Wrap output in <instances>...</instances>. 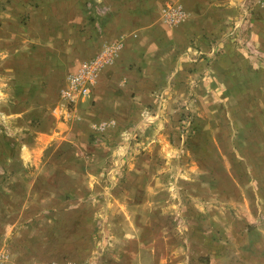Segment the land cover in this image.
Instances as JSON below:
<instances>
[{"label":"crops","instance_id":"1","mask_svg":"<svg viewBox=\"0 0 264 264\" xmlns=\"http://www.w3.org/2000/svg\"><path fill=\"white\" fill-rule=\"evenodd\" d=\"M247 1L0 0V162L11 168L41 167L36 175L17 173L21 168H12L15 171L9 180L18 184L0 192L6 203L0 206V213L14 215L6 226L0 225V233L8 242L7 247L2 245L5 264H100L105 260L116 264L118 260L107 257L106 251L120 240L126 247L141 246L138 253L145 251V264H180L175 225L153 223L146 215L148 219L141 227L131 222L132 227H127L126 221L123 227L110 223L118 205L123 206L124 213L127 208L131 213L127 200L131 190L122 193L105 188L98 166L114 162L109 163L112 159L106 157L114 149L131 148L129 136L145 134L141 121L146 113L158 119L156 125L163 129L157 132L163 134L171 132L169 128L181 132V121L175 120L173 127L167 121L183 116L195 118L189 126L194 127L195 134L215 133L212 119L219 110L213 108L212 85L229 86L230 82L224 73L212 77L214 65L191 61V37L206 30L223 38L225 54L221 59L231 69H238L229 64L234 61L229 55L234 53L236 41L237 52L250 67L264 68V7H256L252 0L247 10L254 6L255 13L247 19ZM169 3L181 4L186 16L168 23L163 7ZM256 4L261 6L260 1ZM114 42L121 44L120 49L111 64L98 73L91 98L68 103L64 93L67 74ZM216 98L219 102L221 94ZM100 125L102 133L113 136L108 145L121 137L124 141L111 148L100 146V138L93 137ZM203 144L205 150H214L217 143ZM127 169L129 187L134 182L145 183L150 175L145 173V164L137 160L129 162ZM263 180L259 178L261 189ZM26 181L33 184L25 190L19 183ZM48 181L60 184L56 190L41 188ZM229 182H234L233 177ZM143 191L136 203L145 199L148 209L151 193ZM89 197L107 201L99 199L97 206L87 208L83 198ZM260 198L261 202L247 211L245 221L228 228V241L225 239V248L239 252L250 264H264V189ZM58 214V227L55 223L38 224L39 215ZM52 230L58 232L59 246L65 249L57 259L48 248ZM138 230L141 238L134 237ZM41 232L46 236L41 237ZM35 233L40 237L34 238ZM213 236L207 229L194 230L185 240L191 246L194 241L204 245ZM69 246L74 247L70 249L73 254L68 252ZM226 252L213 261L231 262L234 257L228 249ZM118 258L133 264L124 254Z\"/></svg>","mask_w":264,"mask_h":264},{"label":"rangeland","instance_id":"2","mask_svg":"<svg viewBox=\"0 0 264 264\" xmlns=\"http://www.w3.org/2000/svg\"><path fill=\"white\" fill-rule=\"evenodd\" d=\"M258 1L261 2V6L256 4ZM263 2L264 0H255L254 5L264 7ZM251 3L252 0L247 1L246 10ZM253 8L254 6L246 11L247 19L251 17L252 12L255 13ZM250 23L248 21L247 25ZM200 34V36L192 34L191 61L195 63L204 61L208 67L214 65L213 71L208 68L212 71V77L217 72L219 75L224 73L230 82L229 86H222L216 82H213L212 85L215 92L213 108L219 110V115L212 119L215 133L195 134L193 132L194 127L189 128L191 123H195V118L183 116L180 119L170 118L167 121L169 127H173L175 120L181 121V132L174 133L172 128H169L171 132L163 134L160 133L161 131L157 132L159 128L163 129L156 125L158 119L155 120L153 116L146 113L141 121V124L145 126L143 127L145 134L142 135L141 133L136 137L135 135L129 136L131 148L118 149L117 151L114 149L111 154L106 156L112 159L109 160V163L113 160L114 162L106 166H98L101 175L104 174L102 180L105 188L122 193L131 190L127 193V195H131L127 198L130 202L131 213H127L128 208L124 213L123 206L118 205L117 210L110 215L109 221L113 226L120 225L123 227L126 221L127 227H132L131 223L133 226L136 223L137 226L140 225L141 227V225H145V219L149 218L153 223L160 221L165 225H175L180 239L178 240L181 249V254L179 253L180 264H250L244 261V256L241 257L239 252L232 251L231 247L225 248V239L228 241V228L233 223L240 225L241 221H245L247 211L255 208L261 202V191L264 189V186L261 189L259 181V178L264 179V68L254 69L250 67L247 60H244L242 55L237 52L235 41V46H232L234 53L229 55V58L234 61L229 64H235L238 69H231L227 66V61L222 60V55L225 54V47L221 43L223 38H217L210 33L207 34L206 30ZM200 37L202 38L199 41ZM205 48L206 50H204ZM218 94H221L219 102L216 98ZM90 96L91 94L87 98L90 99ZM183 126L186 128L184 129ZM110 134L94 132L93 137L100 138V146L106 148L107 146L111 148L117 142L119 144L124 141L121 137V140H118L114 145H108L113 142L110 139L113 136ZM203 142H208V144L216 142V149L205 150ZM135 160L145 164V173L150 175L145 183L134 182L129 187V182H126L127 167L129 162ZM12 168L17 170L21 168V171L17 173L28 175H36L41 169L37 166ZM12 168L0 162V192L11 190L12 186L18 184L9 180V175L15 171ZM229 177H233L234 182H229ZM24 178L27 179V177ZM87 183L89 187L92 185L91 182ZM19 184H22L23 189L26 190L33 183L26 181ZM59 184L56 182L54 185L48 181L42 183L41 188L56 190ZM262 185H264V180ZM30 187L29 189H31ZM231 188L236 189L231 193ZM140 191L151 193V197H149V205L151 206L148 209H145V199L142 204L136 203L140 200L138 198ZM106 193L97 192V195L107 196ZM83 199L87 208L93 205L97 206L99 199L103 203L107 201V198L104 197ZM163 202H166V205L162 204ZM2 205L5 206L6 203L0 196V206ZM162 207L163 210H159ZM145 215L149 217L146 218ZM13 216L12 214L0 213V225L6 226V223H9ZM87 216L91 217L90 214ZM59 217V214L55 216L39 215L37 221L39 225L55 223V226L58 227ZM32 229L36 231L37 228L33 226ZM205 229L208 233L213 232L214 235L213 240L206 244H197L194 241L191 246V243L185 240L188 232ZM137 233L138 235L134 237L141 238L139 230ZM216 233H219V236ZM57 235L58 232L52 230V245L48 247L56 259L61 257L60 253H65V249L62 250L59 246L60 240ZM43 236H46V232L44 234L41 232V237ZM33 237L38 238L40 236L35 233ZM121 237L123 238V235ZM4 240L3 234L0 233L1 249H3L2 245L7 247L8 242ZM236 240L239 241V238ZM29 247L32 250L35 249L34 246ZM71 248L74 249L71 246L67 249L70 254H73V250L70 251ZM108 248L110 250L106 251L109 252L107 257L113 256L115 260H118L116 264H125V262H121V258H118L123 254L130 259V263L145 264V251L138 253L142 249L138 244L126 247L123 245V240H120L117 246H109ZM235 248L240 250L239 247ZM38 249L40 247L36 246V250ZM42 249L44 250V247ZM226 249L234 257H231L233 259L231 262L219 260L216 263L213 261V259L217 260V258L227 254ZM167 257L168 259L172 258L171 255H167ZM192 257L197 259L198 263L191 262ZM100 264H109V262L105 260Z\"/></svg>","mask_w":264,"mask_h":264},{"label":"built area","instance_id":"3","mask_svg":"<svg viewBox=\"0 0 264 264\" xmlns=\"http://www.w3.org/2000/svg\"><path fill=\"white\" fill-rule=\"evenodd\" d=\"M163 14L168 23H175L186 16V11L179 3H169L163 7ZM120 46L118 42L104 45L95 56L82 60L75 70L67 74L64 93L68 103L75 104L91 94L98 73L111 64ZM95 130L102 132L103 125L96 127ZM5 259V252L0 248V264H5Z\"/></svg>","mask_w":264,"mask_h":264}]
</instances>
